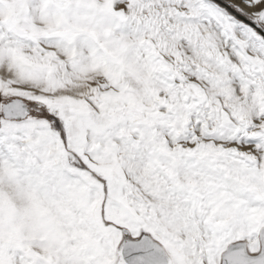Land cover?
Listing matches in <instances>:
<instances>
[{"label":"snow or ice","instance_id":"obj_1","mask_svg":"<svg viewBox=\"0 0 264 264\" xmlns=\"http://www.w3.org/2000/svg\"><path fill=\"white\" fill-rule=\"evenodd\" d=\"M0 264H264V0H0Z\"/></svg>","mask_w":264,"mask_h":264}]
</instances>
